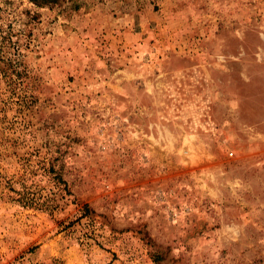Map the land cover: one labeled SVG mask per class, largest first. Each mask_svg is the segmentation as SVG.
Segmentation results:
<instances>
[{
    "label": "rangeland",
    "instance_id": "rangeland-1",
    "mask_svg": "<svg viewBox=\"0 0 264 264\" xmlns=\"http://www.w3.org/2000/svg\"><path fill=\"white\" fill-rule=\"evenodd\" d=\"M0 264H264V0H0Z\"/></svg>",
    "mask_w": 264,
    "mask_h": 264
},
{
    "label": "trees",
    "instance_id": "trees-1",
    "mask_svg": "<svg viewBox=\"0 0 264 264\" xmlns=\"http://www.w3.org/2000/svg\"><path fill=\"white\" fill-rule=\"evenodd\" d=\"M65 0H29L34 6L36 7H43L47 5H57L62 3ZM78 4H75L74 8H77ZM20 197L16 199L17 202L21 203L23 206H42V205H48L45 201L35 200L34 196L29 195L28 193L24 195L23 192H17Z\"/></svg>",
    "mask_w": 264,
    "mask_h": 264
}]
</instances>
